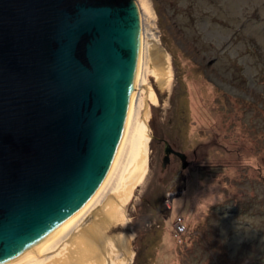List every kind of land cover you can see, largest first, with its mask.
<instances>
[{"label": "rangeland", "instance_id": "rangeland-1", "mask_svg": "<svg viewBox=\"0 0 264 264\" xmlns=\"http://www.w3.org/2000/svg\"><path fill=\"white\" fill-rule=\"evenodd\" d=\"M149 2L173 76L148 75L147 161L106 235L129 264H264V0Z\"/></svg>", "mask_w": 264, "mask_h": 264}, {"label": "water", "instance_id": "water-1", "mask_svg": "<svg viewBox=\"0 0 264 264\" xmlns=\"http://www.w3.org/2000/svg\"><path fill=\"white\" fill-rule=\"evenodd\" d=\"M135 0H0V261L89 198L125 118ZM151 135V134H150ZM161 166L185 154L163 139Z\"/></svg>", "mask_w": 264, "mask_h": 264}, {"label": "bare ground", "instance_id": "bare-ground-1", "mask_svg": "<svg viewBox=\"0 0 264 264\" xmlns=\"http://www.w3.org/2000/svg\"><path fill=\"white\" fill-rule=\"evenodd\" d=\"M135 2L139 30L128 103L105 175L80 207L0 264H129L132 260L129 237L110 239L105 231L113 221L127 218L123 204L133 194L132 178L147 161V100L154 97L148 75L153 72L161 88L173 76L170 55L152 30L155 13L149 0Z\"/></svg>", "mask_w": 264, "mask_h": 264}, {"label": "built area", "instance_id": "built-area-1", "mask_svg": "<svg viewBox=\"0 0 264 264\" xmlns=\"http://www.w3.org/2000/svg\"><path fill=\"white\" fill-rule=\"evenodd\" d=\"M184 230H185V225L183 224L181 217H178L175 222V232L179 234Z\"/></svg>", "mask_w": 264, "mask_h": 264}]
</instances>
